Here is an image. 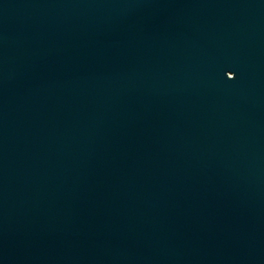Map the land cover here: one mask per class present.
<instances>
[{
    "label": "water",
    "instance_id": "95a60500",
    "mask_svg": "<svg viewBox=\"0 0 264 264\" xmlns=\"http://www.w3.org/2000/svg\"><path fill=\"white\" fill-rule=\"evenodd\" d=\"M0 264H264V0H0Z\"/></svg>",
    "mask_w": 264,
    "mask_h": 264
}]
</instances>
